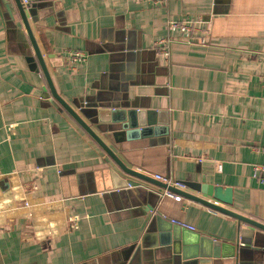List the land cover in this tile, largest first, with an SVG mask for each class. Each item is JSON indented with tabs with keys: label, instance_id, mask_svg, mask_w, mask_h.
<instances>
[{
	"label": "crops",
	"instance_id": "0c3cea01",
	"mask_svg": "<svg viewBox=\"0 0 264 264\" xmlns=\"http://www.w3.org/2000/svg\"><path fill=\"white\" fill-rule=\"evenodd\" d=\"M38 4L29 20L55 89L78 113L88 104L90 125L97 107L128 104L168 123V134L122 150L107 142L129 168L231 189L230 210L264 224L253 177L264 165V0ZM12 14L0 6V264H236L161 245L158 215L239 243V264H264V232L179 194L159 199L150 192L163 186L123 172L54 100L15 5ZM169 21L196 22L192 40ZM67 51L87 57L70 65ZM113 171L151 190H113Z\"/></svg>",
	"mask_w": 264,
	"mask_h": 264
},
{
	"label": "water",
	"instance_id": "95a60500",
	"mask_svg": "<svg viewBox=\"0 0 264 264\" xmlns=\"http://www.w3.org/2000/svg\"><path fill=\"white\" fill-rule=\"evenodd\" d=\"M28 4H24V0H0V6L6 10V13L13 19L12 8L15 5L20 13L22 22L29 36L30 42L35 52V56L45 74L51 89L52 96L60 106L74 118V120L84 129V131L97 143V145L110 157L113 162L126 174L134 176L138 179L146 182L163 186V188L179 194L185 199L194 203L200 204L204 207L210 208L218 213L238 220L239 222L253 226L254 228L264 232V224L247 218L241 214H238L230 210L229 206L233 204L232 190H224L223 188H214V186L204 185L201 183L185 180L182 184V188L175 186H168L167 184L157 181L154 178L145 176L135 170L129 168L117 154L112 150L107 142L112 144L117 150H122V145L125 142L138 140L140 138H147L155 134H168V123L160 120L155 121V113L153 111H143L138 107L128 104L122 107L115 106H101L97 107L96 116L89 114L84 117L90 121V125L80 114H85L88 104L85 102V108L80 107L82 110L80 113L76 112L61 96L57 93L51 75L45 63L40 46L34 36L30 25V17H37V13L40 10L39 1L43 0H27ZM87 113V112H86ZM164 113H160L163 116ZM96 123V124H94ZM95 125V126H94ZM94 126L98 133L92 128ZM113 190H119L124 187H129V183L120 181L119 175L113 171ZM166 180H170L171 177L167 175L163 177ZM186 188V190H185ZM144 189V188H143ZM184 189V190H183ZM146 190V189H145ZM156 195L160 199L159 192H150ZM219 203L225 205L221 206ZM155 220L159 223L160 232V244H173L174 251L180 252L181 247H185L184 251H188L196 257L201 258H215V259H229L235 258L236 264H239L238 248L239 243L236 245L228 244L212 238L202 236L200 233L189 231L188 229L173 225L164 220L160 215L156 216ZM172 230V231H171ZM187 254V253H186Z\"/></svg>",
	"mask_w": 264,
	"mask_h": 264
},
{
	"label": "built area",
	"instance_id": "2783aa9c",
	"mask_svg": "<svg viewBox=\"0 0 264 264\" xmlns=\"http://www.w3.org/2000/svg\"><path fill=\"white\" fill-rule=\"evenodd\" d=\"M154 1V3L156 5H161L163 3H165L167 0H152ZM25 4H28V1L25 0L24 1ZM196 22H190V21H187V22H176V21H169V29L171 32H178V33H182V34H185L187 36V38H191L192 40V36H193V32L195 31V28H194V24ZM171 42H175V39H172V38H169L168 40H162L160 42V45L161 46H168V43H171ZM167 46H166V55L168 56L169 55V50L167 49ZM66 57H67V60H68V63L70 65H73V64H76V63H79V62H82L83 60L86 59V54L83 53V52H79V51H67L65 53ZM264 152V150H263ZM253 177L254 179H256L261 185L264 186V165H256L254 166V169H253ZM156 180L158 181H161L165 184H167L168 186H175L177 188H182V184L180 182H173L172 180H166L165 178H163L162 176H156L155 177ZM129 188L131 189H139V188H144L146 190H151L149 189L148 187H145L143 185H129ZM154 192H157V191H154ZM160 197H167V198H170L176 202H180L181 201V197L176 195L175 193L169 191V190H164L163 193H159ZM174 224L176 225H179L181 227H184V228H187L191 231H194L195 229L193 227H190V226H187L183 223H180V222H177V221H173Z\"/></svg>",
	"mask_w": 264,
	"mask_h": 264
}]
</instances>
